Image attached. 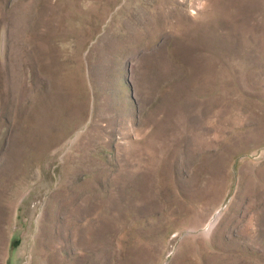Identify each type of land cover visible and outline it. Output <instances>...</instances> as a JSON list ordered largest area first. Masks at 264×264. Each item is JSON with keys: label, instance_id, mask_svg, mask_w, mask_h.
Returning <instances> with one entry per match:
<instances>
[{"label": "rangeland", "instance_id": "obj_1", "mask_svg": "<svg viewBox=\"0 0 264 264\" xmlns=\"http://www.w3.org/2000/svg\"><path fill=\"white\" fill-rule=\"evenodd\" d=\"M0 264H264V0H0Z\"/></svg>", "mask_w": 264, "mask_h": 264}]
</instances>
